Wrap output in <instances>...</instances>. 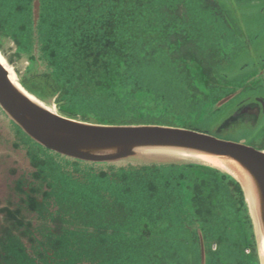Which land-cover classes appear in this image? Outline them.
I'll list each match as a JSON object with an SVG mask.
<instances>
[{
  "label": "water",
  "instance_id": "obj_1",
  "mask_svg": "<svg viewBox=\"0 0 264 264\" xmlns=\"http://www.w3.org/2000/svg\"><path fill=\"white\" fill-rule=\"evenodd\" d=\"M237 21L220 0H0V264H248L249 247L264 264V143L151 118L137 95L186 103L196 129L216 120ZM34 77L58 92L30 91ZM204 176L248 237L210 225Z\"/></svg>",
  "mask_w": 264,
  "mask_h": 264
},
{
  "label": "rangeland",
  "instance_id": "obj_2",
  "mask_svg": "<svg viewBox=\"0 0 264 264\" xmlns=\"http://www.w3.org/2000/svg\"><path fill=\"white\" fill-rule=\"evenodd\" d=\"M220 1L230 8V10H234L239 16L237 21L238 25H235L233 22V27H230V34H235L231 37V40H234L235 45H243L249 41L247 51L240 52L235 55L232 59L233 63L228 65V67L226 66L227 68H230V70L223 72H229L228 80L230 86L235 88H248H245L246 91L243 92L241 96L234 98L227 103L220 111L217 119L211 122L207 128L199 127L197 129L200 131H206L213 128L211 134L218 138L234 142L259 145L264 143V113L254 127L249 124H244L242 120L232 121L231 123L227 122L225 125H221V122L224 118L229 116V113L236 107V104L241 98L247 97L250 88H255L257 85L262 86V90L264 92V72L247 71L248 69L253 70L256 67H258V69H262L264 66L262 63L264 59V13L260 10V6H252L253 3L250 6L242 4L243 6L240 5V7H237L234 3L235 7H233V0ZM3 44L4 50L9 58L7 61L4 56L7 66L11 71L15 72V67L10 63V59H12L15 62L17 61V67L23 71L25 68V61L24 58H22V55L20 56L18 51L15 50V44H13L10 40L4 41ZM232 54L234 53L230 51L229 55ZM262 95L264 96V93H262ZM217 124L223 127L222 133L216 132V129L218 130L216 126Z\"/></svg>",
  "mask_w": 264,
  "mask_h": 264
},
{
  "label": "trees",
  "instance_id": "obj_3",
  "mask_svg": "<svg viewBox=\"0 0 264 264\" xmlns=\"http://www.w3.org/2000/svg\"><path fill=\"white\" fill-rule=\"evenodd\" d=\"M24 84L30 91H35L38 95H41L45 98L55 95L59 90V85L52 78L34 77L30 79L29 81L24 82ZM133 85L135 86V84ZM165 86L167 88V85ZM170 90L173 92L174 95H176L175 97L177 98L176 100L180 101L181 96L179 97L177 95L174 87L173 89H170ZM125 94H126V91H125ZM137 95H139L138 97H141V96L146 97V100L144 101L145 102L144 111L149 112V113H146V115H149L151 118H155L157 120L161 119L162 122L170 123L172 125L183 126L187 128L192 127L191 124L193 122L191 121L190 118H187V114H189L191 110L194 113V110L193 109L189 110L188 106H186V103L182 102L181 105L177 102L175 104H170L169 102L166 101V98L161 97L158 99L156 98L157 95L152 94L151 92H147V91H145V93H141V92L137 93ZM137 95L135 94L132 96L136 97ZM58 97H59V103H60V101L62 100L61 99L62 94H60ZM121 97L123 98L121 101L122 104L118 103V105L122 106L123 108H128L126 107L127 105H134L136 100L137 102L140 101V99H136L135 101H132L131 100L132 98H131L130 103H129V99L124 94ZM125 103H129V104L123 106V104ZM112 108H115V107L112 106ZM62 113L70 118L76 117L73 114H69L65 110H63ZM82 120H86V119L82 118ZM198 181L202 184L201 187L206 189L207 196L211 197L210 199L211 206L209 205V208L211 207L215 208V211L212 212V215H211L213 217L216 215L214 217L215 220L213 222H210V225H214V227H217V228L222 227V229L228 230V231L230 228L231 229L233 228L235 230L238 229L239 233H242L241 235L244 238L248 237L247 235L249 232V228L248 227L246 228V225L243 220L244 219L243 215H241L242 210L240 209L237 198L230 200L231 201L230 207H232V205L236 207L228 208L229 203H228L227 194H226L227 189L224 186L220 187L217 185V183H221V178L217 177L214 180L213 178H211V176H204V177L199 178ZM224 192L225 194L219 195L220 193H224ZM238 208L240 210V215L234 218V214H239L238 212L239 210H237ZM244 255H245V252H244ZM248 264H256L254 250H253V254L251 256H248Z\"/></svg>",
  "mask_w": 264,
  "mask_h": 264
},
{
  "label": "flooded vegetation",
  "instance_id": "obj_4",
  "mask_svg": "<svg viewBox=\"0 0 264 264\" xmlns=\"http://www.w3.org/2000/svg\"><path fill=\"white\" fill-rule=\"evenodd\" d=\"M254 2H256V3H254ZM234 3L237 5V7H240V5L243 6L246 4L248 6H250L253 3L252 6H254V5L260 6V10L264 13V0H233V4H232L233 7H235ZM228 9L230 10V8H228ZM230 11H231V14L232 13L234 14V15L233 14L232 15L236 19L239 17L234 10H230ZM248 42L242 45L241 52L247 51V48L249 46ZM230 60H231V58L228 57L227 55H226V57L224 56V58H218L216 60L215 71L220 72V74L226 79H228L229 72H223V71L230 70V68H227L228 65L233 63V62L230 63ZM262 63L264 65V59H263ZM260 70L261 69H258V67H256L253 70L248 69L247 71L259 72ZM245 88H248V87H245ZM245 88L232 87V92H229V95H233L232 99L237 98V97L241 96V94L243 92L246 91ZM249 90L250 91L248 92L247 97H243L238 101V103L236 104V107L229 113V116L224 118V120L221 122V125H225L227 122L231 123L232 121H241L242 120L244 124H246V125L249 124V125L254 127L259 122L262 114L264 113V96L262 95V93H264V92L262 90V86H258V85L255 88H250ZM230 101H228V103ZM57 103L59 104V98L57 100ZM189 110H191V109H189ZM74 118H77V117H74ZM187 118H190L191 121L194 123V124L193 123L191 124L192 127H188V128L198 130L194 127L195 126V114L193 113L192 110L189 114H187ZM198 123H200V122H198ZM210 123L211 122H206V123L202 124L203 128H207ZM221 125L220 126H219V124L216 125L218 128V130L216 129L217 133H222L223 127H221ZM212 129L213 128H211L210 130H206L204 132L211 134ZM217 250H218V246L216 244H214L212 246V251H217ZM253 250L254 249L250 248V247H249V249H245V255L251 256L253 254Z\"/></svg>",
  "mask_w": 264,
  "mask_h": 264
},
{
  "label": "bare ground",
  "instance_id": "obj_5",
  "mask_svg": "<svg viewBox=\"0 0 264 264\" xmlns=\"http://www.w3.org/2000/svg\"><path fill=\"white\" fill-rule=\"evenodd\" d=\"M204 160H207L208 162H210V163H213V164H216V165H218L219 163H218V161L217 160H215V159H211V158H205Z\"/></svg>",
  "mask_w": 264,
  "mask_h": 264
}]
</instances>
